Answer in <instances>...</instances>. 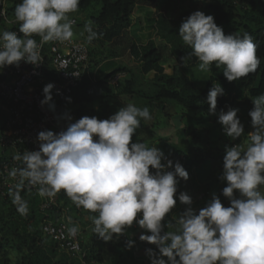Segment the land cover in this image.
<instances>
[{
  "label": "clouds",
  "instance_id": "obj_1",
  "mask_svg": "<svg viewBox=\"0 0 264 264\" xmlns=\"http://www.w3.org/2000/svg\"><path fill=\"white\" fill-rule=\"evenodd\" d=\"M79 5L80 0H21L14 17L23 35L0 32V70L19 67L21 61L38 66L43 44L72 41L76 21L71 14ZM85 32L88 44L102 35L91 22L84 25L81 35ZM178 32L191 49L181 59L185 63L195 57L203 73L215 64L232 82L255 73L260 65L251 34L226 35L212 15L195 11L182 21ZM34 37L40 38L39 43ZM54 87L53 83L44 86L41 101L52 110ZM224 94L222 85L213 83L206 101L210 114H217L218 97ZM251 99L254 107L248 115L254 130L247 135L246 147L225 145L220 179L227 182L222 194L230 206L213 194L197 212L193 198L180 192L178 200L187 207L165 223L177 204L180 179L187 181L189 173L181 163L173 165L157 146L133 142L141 121L152 119L149 107L134 103L103 120L83 116L72 122L66 111L61 117L68 121L66 128L58 133L40 131L38 150L15 153L13 159L21 166L7 171L16 181L9 190L12 203L21 216H27L28 203L21 195L25 187L36 188L40 197L49 199L63 191L77 208L94 214L90 217L92 231L106 243L136 223L144 230L139 239L158 250L146 249L151 264H264V93ZM238 112L231 108L218 113V123L231 141L245 133ZM78 232V226L68 229L72 237ZM134 245L128 239L125 246L131 250Z\"/></svg>",
  "mask_w": 264,
  "mask_h": 264
},
{
  "label": "trees",
  "instance_id": "obj_2",
  "mask_svg": "<svg viewBox=\"0 0 264 264\" xmlns=\"http://www.w3.org/2000/svg\"><path fill=\"white\" fill-rule=\"evenodd\" d=\"M94 1L80 0L79 10H88ZM99 1L101 8L91 17V23L96 27L97 32L102 34L101 42L107 43L111 54L116 58L123 57L137 61L143 75L154 73L151 90L141 93L134 89V80H126L125 86L117 91L116 87L111 84V80L128 70L125 66H120L111 71V63H109L103 69L110 70V72L102 77L98 76L96 80H93L91 73H86L78 89L73 93L71 102L67 104L54 102L55 109L64 111L65 108L73 105L77 107L79 117L96 116L103 120L141 96L147 99L148 104L154 103L160 110L166 103H174L185 110L198 112L208 119L214 118L216 114L209 113V105L206 101L213 83H219L223 79L218 74L220 68L213 64L211 72L214 74V78L206 82L203 88H199L183 70L184 67H193L199 63L195 57H190L185 61V65L181 58L188 56L191 49L183 41L179 44L178 53L174 56L170 52L169 45L163 40L154 39L146 44H139L131 34L133 14L137 6L154 9L155 13L160 15L163 9L169 8L171 0H166L164 7L161 5L162 0ZM246 2V0H224L221 3L207 5L206 12L207 15L214 17L218 26L223 24L228 26L229 30L226 31V35L235 33L243 35L245 32L251 34L257 46L260 65L255 73L239 79L238 82L247 89L248 96L252 98L264 93V0H259L258 15L254 13L253 2L252 9ZM48 56L49 45L45 47L46 68H44V73L47 72L52 76ZM173 60L176 65L173 73L168 74L165 65L170 64ZM234 99L243 100L237 93L233 95L232 100L227 99L225 95L219 96L216 112L225 110ZM89 106L92 107L89 108ZM2 119L4 124L6 120L4 113H2ZM141 142H147V135ZM235 143L243 144L245 147L247 144L243 138L238 139ZM222 151L224 152L218 153L212 159L213 165L220 169V176L223 172L225 148ZM165 154L166 156L183 154L187 157L186 170L189 173V179L193 169L203 159L209 158L207 155H203L202 159H199L196 155H187L181 149H174ZM226 186L227 182L219 179V186L214 192L224 205L228 199L223 196L220 190ZM21 195L28 203L27 216H21L18 213L9 193L5 196L0 194V264H80L65 253L58 257L56 247L59 245L48 246L46 244L41 228L45 217L40 209L42 198L36 192L25 189ZM59 198V200H65V205L70 203L65 199L63 193ZM211 198L207 200L206 204ZM88 214L89 216L94 215L90 212ZM72 226L75 224L73 223ZM92 228L84 231L82 241V247L87 253L88 264H91L92 261L100 264H151L142 243H137L131 250H128L125 246L126 243L121 240L114 238L111 242H104L93 233ZM165 229L168 230L166 227ZM12 255L15 257V261L11 259ZM165 259L167 258L165 257Z\"/></svg>",
  "mask_w": 264,
  "mask_h": 264
},
{
  "label": "rangeland",
  "instance_id": "obj_3",
  "mask_svg": "<svg viewBox=\"0 0 264 264\" xmlns=\"http://www.w3.org/2000/svg\"><path fill=\"white\" fill-rule=\"evenodd\" d=\"M249 8H255V15H258L260 4L259 0H246ZM161 5L164 7L166 0L161 1ZM170 6L157 15L154 9H150L144 18L141 17V22L138 20V9L133 14V21L131 25V34L139 44H146L150 40L160 39L169 45L170 52L175 56L178 53V46L182 42L179 36V26L182 21L195 11H202L206 15L207 5L203 4L199 0H171ZM101 8L99 0H95L92 7L86 11L78 10L71 14V18L76 21L73 26L74 37L86 42L87 33L81 35L84 31V25L91 22V17L95 15ZM252 9V8H251ZM141 15H143L141 13ZM259 21L262 22L260 18ZM144 25V26H143ZM224 32L229 30L228 26L220 25ZM93 29L97 31L96 27ZM88 44V43H87ZM90 48L91 63L90 72L93 80L97 77H102L110 70H105L103 67L111 63V71L120 66H125L128 71L119 74L117 77L111 80V84L119 91L125 86L126 80H134V89L144 93L151 90V80L154 73L143 75L140 72L139 63L134 60H129L123 57H115L111 54L110 48L107 43L101 42V37L94 40L91 44H88ZM175 60L168 65H165L166 73L172 74L175 66ZM186 75L193 81L199 88H203L206 82L211 81L214 78V74L203 73L199 71L198 64L193 67H184ZM222 79L219 82L225 89V96L227 99L232 100L234 94H238L243 100L234 99L230 106L225 110L227 112L231 108L239 109L238 116L241 122L244 124L245 133L241 136L245 142H247V135L253 131L251 125V118L248 115L249 111L254 107L251 97L248 96L247 89L240 85L238 80L229 82L223 76V69L220 68L218 73ZM130 103H134L138 107L147 106L150 109L152 119L150 121H141V126L136 130L133 137V142L139 140L140 142L147 135V145L149 147L157 146L165 153L174 149H181L187 155H196L199 159L203 155H207L209 158L203 159L198 166L193 169V172L188 180L184 192H187L193 198L192 207H196L198 197L205 192H215L219 186L220 169L213 165L212 159L218 153H223L222 149L225 145H230L237 142L231 141L224 132L223 126L218 123V112L214 118L208 119L202 116L198 112L188 111L174 103H166L163 109H159L157 105L148 104L147 99L139 96ZM77 108L76 106H71ZM92 106H89L91 108ZM3 125L2 111L0 109V129ZM245 137V138H244ZM202 159V158H201ZM264 191V189H262ZM238 195V193H237ZM225 206H230V201L227 200ZM187 206L180 203L179 200L172 210V213L166 217L165 223L172 218L173 215H179ZM75 216V217H74ZM75 226L79 227L82 236L84 231L93 227L91 219L88 213L81 216L74 215ZM46 244L48 246H54L57 244L53 239L44 236ZM84 237V236H83ZM58 245V244H57ZM65 252L58 246L56 247V254L59 257ZM66 254V253H65ZM11 259L15 261V257L12 255Z\"/></svg>",
  "mask_w": 264,
  "mask_h": 264
},
{
  "label": "built area",
  "instance_id": "obj_4",
  "mask_svg": "<svg viewBox=\"0 0 264 264\" xmlns=\"http://www.w3.org/2000/svg\"><path fill=\"white\" fill-rule=\"evenodd\" d=\"M199 1L205 5H211L221 3L224 0ZM20 2L21 0H0V12H3L0 15V32L15 31L22 37L23 34L19 33V23L15 21L14 17L15 6ZM34 38L39 43L40 38ZM47 45H49L48 57L52 76L47 72L44 73V68H46L45 47ZM40 53L43 60L38 66L21 61L19 67L12 65L0 70V109L6 115V120L0 130V194L2 196L8 194L10 189H14L16 183L7 175V171L12 167L21 166V162L13 159L15 153L23 154L26 150H38L37 135L40 131L52 130L58 133L66 128L68 121L61 119L66 111L72 116V122L81 118L76 108L69 106L64 111L52 110L49 105H42L41 101L44 99V86L53 83L55 87L51 103L57 101L64 104L70 103L68 98H72L84 75L90 71L89 45L82 40L73 38L70 42L43 44L40 47ZM233 144L236 143L231 145ZM166 157L173 161V165L179 162L186 169L187 157L185 155L176 154ZM170 170H174V168ZM186 184V181L180 179L175 198L178 199L179 193L184 192ZM25 190L37 193L36 188L25 187ZM222 190H220L221 193ZM61 193L65 199L69 200L68 205H65V200H59ZM213 194L214 192L208 191L201 194L194 209L198 212L205 207L207 200ZM40 209L45 216L41 226L43 235L53 239L70 258L76 259L80 264H88L87 253L82 247V233L79 230L75 237L68 233V229L73 227V216L88 212L82 208H77L63 191L53 199L43 197ZM142 232L144 230L134 223L124 235L118 239L114 238L125 243L128 239H133L135 244L142 243L145 249L153 248L156 250L155 245L139 239ZM91 264L100 263L92 261Z\"/></svg>",
  "mask_w": 264,
  "mask_h": 264
},
{
  "label": "crops",
  "instance_id": "obj_5",
  "mask_svg": "<svg viewBox=\"0 0 264 264\" xmlns=\"http://www.w3.org/2000/svg\"><path fill=\"white\" fill-rule=\"evenodd\" d=\"M139 7H142V6H137L136 7V10L139 8ZM150 11V8H147V7H144V8H139L138 9V18H139V16H140V18L138 19L140 22H141V17H143L144 18V16L148 13H151V12H149ZM141 13L143 14V15H141ZM134 22H132V24H133ZM144 26V25H143ZM74 39H77V38H74ZM77 40H80V39H77Z\"/></svg>",
  "mask_w": 264,
  "mask_h": 264
}]
</instances>
